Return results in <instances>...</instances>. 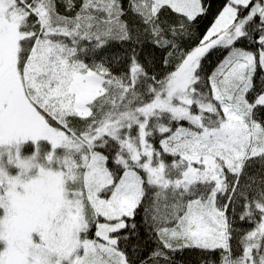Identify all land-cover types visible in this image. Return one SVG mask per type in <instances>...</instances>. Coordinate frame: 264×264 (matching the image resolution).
<instances>
[{
    "label": "snow or ice",
    "instance_id": "1",
    "mask_svg": "<svg viewBox=\"0 0 264 264\" xmlns=\"http://www.w3.org/2000/svg\"><path fill=\"white\" fill-rule=\"evenodd\" d=\"M0 264H264V0H0Z\"/></svg>",
    "mask_w": 264,
    "mask_h": 264
}]
</instances>
